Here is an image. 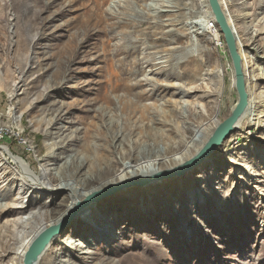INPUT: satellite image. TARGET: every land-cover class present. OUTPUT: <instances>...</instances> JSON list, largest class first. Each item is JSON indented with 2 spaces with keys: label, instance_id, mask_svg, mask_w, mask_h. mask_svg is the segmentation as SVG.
I'll use <instances>...</instances> for the list:
<instances>
[{
  "label": "rangeland",
  "instance_id": "rangeland-1",
  "mask_svg": "<svg viewBox=\"0 0 264 264\" xmlns=\"http://www.w3.org/2000/svg\"><path fill=\"white\" fill-rule=\"evenodd\" d=\"M174 1L0 0V149L7 159H0V167L5 168V172L0 168V194L16 198L18 207L48 210L52 198L21 195L24 186L16 175L17 168L28 171L26 158L40 170L36 151L48 149L52 141H45L35 125L53 103L74 122L69 132L82 129L86 122L100 133L110 145L106 156L118 162L113 171L129 166L128 150L137 158V166L145 167L143 172L154 171L153 164L163 159L161 172L98 192L66 217L57 233L59 240L91 207L100 208L96 212L107 221L117 218L107 242L89 239L87 264H264V0H220L243 64L248 60L251 67L243 68L247 102L249 97L256 100L250 119L185 176L154 182L152 178L182 166L168 169L165 162L181 158L195 128L204 123L200 111L211 112L218 106L220 124L237 102L231 62L217 25L213 21V31L206 34L208 20L200 17V11L177 12ZM96 31L101 34L92 36ZM183 56L201 64L196 84L208 90L213 81L221 82V94L200 100L194 94L173 96L178 91L172 88L140 103L149 110L146 117L125 115L128 112L117 97L126 89H114L113 81L133 84L131 73L142 68L137 80L181 86L186 82L178 80L176 63ZM151 61L154 66L147 64ZM219 69L221 81L204 76L205 71ZM151 85L143 90L149 92ZM105 99L113 106L106 107ZM186 103L193 106L185 109ZM114 131L121 132V144L111 142ZM62 153L50 159L47 169ZM242 157L256 167L250 180L235 166ZM63 194L56 195L58 211ZM22 219L0 218V236L6 235L2 226L12 230L11 223ZM13 231L20 239L22 232ZM65 254L61 260L80 264L75 254ZM10 258L0 246V264H10Z\"/></svg>",
  "mask_w": 264,
  "mask_h": 264
},
{
  "label": "bare ground",
  "instance_id": "bare-ground-1",
  "mask_svg": "<svg viewBox=\"0 0 264 264\" xmlns=\"http://www.w3.org/2000/svg\"><path fill=\"white\" fill-rule=\"evenodd\" d=\"M194 1L195 0H175L174 5L177 9V12L180 10H185L187 13H189V15L191 13H196V11H200V17L202 19L208 20V25L205 27V32L206 34H211L214 28V20L206 0H196L200 1L201 6L195 4ZM167 12L173 11H162V13ZM196 24L198 23H194V26ZM99 34H101V32L96 31L92 36H97ZM120 51H123L122 47H119V52ZM207 62L209 63L210 61ZM147 64L154 66L153 61L148 62ZM248 64L249 61L247 60L244 62L242 67L244 69L251 68L248 66ZM176 66L180 71V74L177 77L178 80H184L186 82V84L184 83L183 85L177 87L169 85L167 81L147 82V79L137 80L136 78L143 74L142 68H138L137 71L131 73V76L134 77L133 84H126L123 79H120L118 82L113 81L112 84L115 85L114 89L119 88V86L126 89L123 95L117 97L119 100H117L118 104H120L121 107H124L123 111L128 112L125 115L130 117L139 114L140 117H146L149 115V110L146 106H140V103L156 96L160 97L164 91H169L172 88H175L178 91V93H174L173 96L183 95V97H185L190 94H194L198 95L200 100L218 97L221 94V91L224 90V85H222L221 82L220 84H216L215 81H213L211 87L208 88V90H204L202 84H196L198 79L195 77H197V72L201 64L199 66L195 65L193 57L183 56L182 61L177 62ZM220 71V69L205 71L204 76L208 79H214L218 77L221 81L222 76L220 77L219 75ZM245 73L243 74L244 82H247V74ZM164 74H167L170 79L174 78L172 77L173 74L171 71H166ZM120 83L122 85H120ZM148 83H151L152 85L150 86V91L146 92L143 90V88ZM185 87L187 89H185ZM11 93L12 92L9 94ZM130 97L133 99H130ZM255 102L256 100L254 101V97L253 99L249 97V101H246L243 112L232 127L233 130L244 126V123L250 119L251 114H249V111L250 109L255 108ZM104 105L106 107H112L113 103H111L110 100L105 99ZM183 106L185 109H190L193 105L186 103ZM183 106L181 105L182 109H184ZM51 107L53 108L49 109L45 113L46 117L48 116V119H45L46 117L40 119L35 125V127L40 128L45 141H52V146L48 149L44 148L38 149L36 151L40 170H37L36 165H33L26 158L29 168L28 171H30L31 174H28V171L25 173L23 172V169L17 168L18 175H16L19 179V182L21 184L23 183L24 186V190L22 191L21 195L31 196L34 194H39L41 196L52 198L49 204L50 206L47 208L48 210H45V207L39 210L33 209V211L32 209H28V207H18V201L16 198L11 199L9 194H0V218L4 216L23 217L22 220L13 221L11 223L9 228L12 230L8 229L7 225L1 227L6 235L0 236V246L2 247L4 254H11V258L9 260L10 264H23L24 256L30 245L36 239L50 230H57V232L52 234L45 241L43 250L33 262V264H59V262L72 264L66 259H60L61 256L66 255L65 253L70 256L75 254L74 257L78 259L80 264H87L88 260L90 259L88 255H90L91 252L85 251V248L90 242L89 239H92L93 236V240L97 238L101 241L107 242L109 237H111L113 229L111 225H115L117 223V218H113L114 221L112 222L107 221L96 212L97 209L99 212H101L99 210L100 208L91 207L77 216L76 222L73 227L70 228L68 234L59 240L57 233H59L58 230L63 225L66 217L71 213L72 210L78 207V203L98 192L104 191L105 189L107 190L118 183L134 181L136 179L147 177L152 173L161 172L163 170V159H158L156 164H153L152 166V170L154 171L150 173L143 172L145 167H138L137 158L134 155V157L131 156V152L128 150L127 157H130L131 163L134 165L132 164L130 167L131 163H129V166H125L121 172L113 171L118 162H114L113 158H108L106 156L107 153L105 152L110 147V145H107L106 141L103 140V137L100 136V133L98 134L96 129L91 124L86 122L82 123V129L76 128L75 130L69 132L70 125H73L74 122H72L71 118L67 116L68 114H60L61 112L59 109H54L55 104L52 103ZM216 107H212L211 112L205 110L199 112L200 117H204V123L195 128L197 129L194 130L196 135L191 137L189 143L184 146L182 151L183 155H181V158L176 160L169 159L168 162H165L168 164L165 167L171 169L175 166L184 165L196 157L197 154L204 148L208 140L215 132L216 128L221 124H219L218 119L220 109H216ZM25 115H27V113H25L24 116ZM119 133L121 132L114 131L111 133V135H109L112 143L115 144L119 142V139L122 136L121 134L119 136ZM105 139L108 140L106 137ZM100 140L102 144L98 143ZM122 141H124V138L119 142V144H121ZM205 141L207 142L204 143ZM70 145H73V148H67ZM115 147L116 146H114V148ZM59 151H63V153L60 155L58 161L51 164L50 167H52V169H47V166H49L48 162ZM8 153L10 155L12 154L10 150H8ZM0 159L2 161L3 159L7 160L2 149H0ZM155 160L156 159H154L153 162ZM101 162H104L105 164L100 166L99 163ZM155 166H157L156 169ZM235 166L236 168L241 169V174L246 180H250L257 172L256 167L253 166L251 161L247 160L245 157H242V161H237ZM2 172H5V168H2ZM105 174L108 176H106V179L102 180L101 177ZM11 181L8 182L7 185H9ZM60 192H64V194L61 197L62 203L58 204V207H60L61 210L58 211L55 209V207H57L55 199L56 195ZM101 210L103 213L108 212L106 209ZM13 229L22 232L20 239L15 237ZM87 233H89V237H86ZM55 246H58V248H55ZM56 250H58V255L55 253Z\"/></svg>",
  "mask_w": 264,
  "mask_h": 264
},
{
  "label": "water",
  "instance_id": "water-1",
  "mask_svg": "<svg viewBox=\"0 0 264 264\" xmlns=\"http://www.w3.org/2000/svg\"><path fill=\"white\" fill-rule=\"evenodd\" d=\"M207 5L211 11V15L215 24L217 25L220 34L223 36L224 44L226 46L229 60L232 66V75H233V86L236 91L237 102L231 110V113L227 119H225L215 130L211 138L208 140L204 148L201 152L194 157L192 160L187 162L186 164L178 167V169L173 172L167 174H161L154 178L152 181H164L169 180L173 177H183L193 169H195L198 165H200L203 160L212 153L215 149H217L220 144L225 140L233 130V125L237 121L238 117L243 112L246 101L247 94L245 92V82L243 76V62L238 52V47L236 43V37L232 30L231 23L225 17V14L221 7L220 0H206ZM148 183V182H147ZM144 185V184H141ZM99 198H96L95 201H98ZM57 230H50L36 239L29 247L26 252L23 260V264H33V262L40 255L43 250L45 241Z\"/></svg>",
  "mask_w": 264,
  "mask_h": 264
},
{
  "label": "built area",
  "instance_id": "built-area-1",
  "mask_svg": "<svg viewBox=\"0 0 264 264\" xmlns=\"http://www.w3.org/2000/svg\"><path fill=\"white\" fill-rule=\"evenodd\" d=\"M214 35L216 36L217 41H219V39H220V34H218V33L215 31V34H214Z\"/></svg>",
  "mask_w": 264,
  "mask_h": 264
}]
</instances>
